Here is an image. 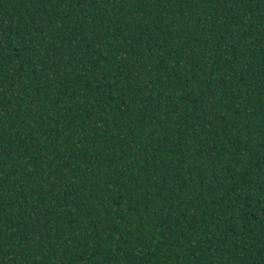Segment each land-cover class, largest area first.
<instances>
[{
    "label": "trees",
    "instance_id": "1",
    "mask_svg": "<svg viewBox=\"0 0 264 264\" xmlns=\"http://www.w3.org/2000/svg\"><path fill=\"white\" fill-rule=\"evenodd\" d=\"M0 264H264V0H0Z\"/></svg>",
    "mask_w": 264,
    "mask_h": 264
}]
</instances>
